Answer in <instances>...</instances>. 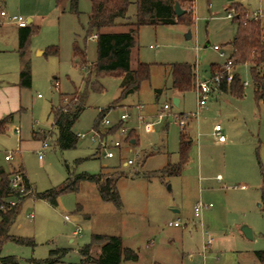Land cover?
I'll return each instance as SVG.
<instances>
[{
  "label": "rangeland",
  "instance_id": "374dc122",
  "mask_svg": "<svg viewBox=\"0 0 264 264\" xmlns=\"http://www.w3.org/2000/svg\"><path fill=\"white\" fill-rule=\"evenodd\" d=\"M236 1L193 0L192 25L180 21L141 26L132 66L136 68L139 61L148 63L150 79L138 91L116 101L121 95V78L100 76L104 89H89L74 125L76 133L87 136L79 138L76 148L60 149L55 142L52 107L63 102V96L86 87V70L75 64V41L86 47L89 64L97 60L96 36H87L91 2L78 0L80 14H76L70 11L71 0L60 4L58 0H2L9 15L33 16L39 29L21 56L18 30L0 15V81L19 83L27 61L32 72V85H20L21 107L14 111L6 132L0 133V166L10 170L23 165L36 192L58 187L69 174L103 170L106 176L117 178L123 202L117 208L104 201L97 183L90 179H84L78 191L62 193L57 206L28 197L11 234L32 238L35 245L10 240L3 245V255H14L19 264H48L42 260L50 256V250L63 247L66 253L55 256L56 264H80V248L94 233H103L121 236L124 246L137 252V259L122 264H262L256 250L264 249V106L256 102L249 66L241 65L238 70L243 81L249 82L243 97L223 93L218 101L210 95L207 104L199 107L198 90L193 88L181 92L179 105L172 99L173 63L197 64L198 73L193 66L196 83L200 77L211 76L212 63L224 64L225 57L213 45H221L229 54L228 42L234 38L237 24L228 17L227 7ZM241 1L249 12L264 9V0ZM135 11L132 4L129 14ZM207 42L209 47H205ZM51 45L59 47L58 55L39 52ZM100 111L103 115L95 130H101L102 137L117 136L112 129L126 112L130 118L124 125L137 142L124 141L113 148L114 157H106V150L92 139ZM186 115L183 126L180 119ZM104 119L113 125H105ZM217 124L223 127L225 142L214 134ZM37 130L48 135L45 143L33 137ZM182 130L189 143V158L179 174H171L167 166L180 161ZM6 154L12 158L5 159ZM129 159L132 163L125 164ZM199 201L213 204L204 208L201 217L195 214ZM177 219L182 226L169 225ZM243 225L252 228L253 238L244 235ZM79 227L81 231L70 242ZM99 252L96 246L93 254Z\"/></svg>",
  "mask_w": 264,
  "mask_h": 264
},
{
  "label": "trees",
  "instance_id": "16d2710c",
  "mask_svg": "<svg viewBox=\"0 0 264 264\" xmlns=\"http://www.w3.org/2000/svg\"><path fill=\"white\" fill-rule=\"evenodd\" d=\"M176 1L90 0L92 10L89 14L87 36L96 34L97 60L89 64L86 47H82L75 41V64L79 68L86 70L84 76L86 87L82 90L77 89L69 97L68 95L63 96L61 98L63 102L58 106L52 107L53 125L57 128L55 142L60 149L77 147L80 137L75 132L74 125L86 105L89 89L94 91H102L104 89L103 85L98 81L100 76L114 75L121 78V95L116 101L122 100L129 94L138 91L141 83L150 79V65L148 63L139 61L136 68L132 66L133 49L137 45L141 26L174 24L180 21L185 22L187 25H192L195 22L192 4L187 0H179L186 12L181 16H177L174 7ZM1 3L2 0H0V15L2 10H4ZM60 3L61 0H58V4ZM132 4L136 5V11L131 16L129 10ZM227 10L229 12L234 11L235 15L232 19L237 24L236 34L228 42V45L232 47L230 59H232L235 67L241 65L249 66L256 102L262 103L264 106V27L262 20L261 18L248 17V10L239 2H234L227 7ZM70 11L80 14L78 0H71ZM131 18H133L132 21L127 22ZM119 20H123V22H119ZM118 26L126 27V30L104 31L105 28ZM38 29V25L33 22L28 23L25 27H18L19 53L21 56L27 53L31 36ZM59 52L60 49L57 45L48 46L45 50V54L49 55H58ZM222 68L223 66L220 64H212L211 75L221 71ZM19 82L21 86L30 87L32 85V72L28 61L20 71ZM172 87L180 92L196 88L192 64L188 62L172 64ZM219 89L235 97H243L244 84L240 72L235 70L233 80L231 82L224 80ZM102 115L100 111L94 129H99ZM12 118L13 113H10L0 119V133L6 131L7 124ZM122 125V121L114 124L113 132L114 130L117 131ZM40 131L42 130L34 131L33 136L46 141L48 135L43 134V132L40 133ZM182 134L179 151L180 161L167 166L171 174H179L189 158V143L184 138L186 137L184 132ZM133 139L135 143L138 140L132 133L129 136V140L132 141ZM20 172L25 177V193H20L12 188V173L7 172L4 167L0 166V264H19L14 255L2 254L3 245L7 241L14 240L18 243L35 245L32 238L11 234V228L15 224L21 213L23 203L28 197L34 196L45 199L51 205L57 206L58 199L62 193L78 191L82 181L90 179L97 183L100 196L104 201L112 202L117 208H121L123 205L117 187V178L113 179L110 176H106L107 173L103 170L98 174L87 172L79 173L75 176L69 174L61 185L43 192L32 190L26 173L22 170ZM262 199L264 202V186L262 187ZM12 200H15L14 204L11 203ZM96 246L100 248V252L94 255L93 249ZM66 250L63 247L51 249L50 256L42 261L48 264H56L59 260L55 256L61 257L66 253ZM80 253L82 255L80 264H122L124 260L138 258V254L134 249L124 246L121 236L103 233H94L92 240L80 248ZM256 255L260 262L264 264V249L256 250Z\"/></svg>",
  "mask_w": 264,
  "mask_h": 264
},
{
  "label": "built area",
  "instance_id": "2783aa9c",
  "mask_svg": "<svg viewBox=\"0 0 264 264\" xmlns=\"http://www.w3.org/2000/svg\"><path fill=\"white\" fill-rule=\"evenodd\" d=\"M1 15L3 17H6L11 23L16 24L18 27H25L28 25V20L25 16L21 14H11L9 15L7 11L2 10ZM234 12H228V17L233 18L234 17ZM248 17L254 18V19H259L264 16V10L262 8H259L253 12H248L247 14ZM246 23V22H245ZM214 49L218 50L220 52V55L225 57V62L223 64V68L221 71H217L213 75H211L209 78L205 79H200L196 83V88L198 90V104L199 107H203L207 104V101L210 97L211 92L214 89H219L221 83L226 80L227 82H231L234 77V72H235V66L233 64L232 59H230V54H227L224 49L222 48L221 45L215 44ZM57 82V86H58ZM244 86L248 85V81H243ZM143 105H138V107L141 109ZM167 106V105H166ZM198 113V112H197ZM189 116L186 115L185 117L180 119V124L185 126L186 125V119ZM130 118V114L124 112L120 116V121L123 122V125L119 127L117 130V136L116 134H109L110 137L108 136H101V133L97 130L94 129V135L92 136V139L95 141L96 139L99 141L100 147H103L106 150V157H114L115 156V151L113 148H118L121 147L124 141H128L131 143L129 140V135H128V128L124 125L125 122L128 121ZM139 118L141 120L144 119V116L142 114L139 115ZM103 123L108 126H112V122L110 119H104ZM18 130V129H17ZM214 134L217 135L219 142H225L226 141V135L222 133V126L221 124H217L214 127ZM80 138H85L87 136L86 133H77ZM109 139V140H108ZM41 157V156H40ZM12 155L7 154L6 159H11ZM127 163H132V160L129 159ZM218 179L221 178V175L217 176ZM11 186L13 189L18 190L20 193H25L26 190V183H25V177L22 172H16L11 176ZM244 187V186H242ZM12 204L15 203V200L11 201ZM212 203L205 204L203 201H199L196 206H195V214L197 216L201 217L202 211L204 210L205 207H210L212 206ZM169 225L171 226H182V222L177 219V220H170ZM81 231V227L77 230V232ZM210 244V243H209Z\"/></svg>",
  "mask_w": 264,
  "mask_h": 264
},
{
  "label": "crops",
  "instance_id": "0c3cea01",
  "mask_svg": "<svg viewBox=\"0 0 264 264\" xmlns=\"http://www.w3.org/2000/svg\"><path fill=\"white\" fill-rule=\"evenodd\" d=\"M191 3H193V0H187ZM236 2H239L241 4H243L246 9L248 10L249 12V8L243 3V1L239 0V1H236ZM193 7H194V3H193ZM264 10V9H263ZM234 12V11H233ZM31 19V22H33L34 24L37 23L35 17L33 16H29L27 18L28 22L30 21ZM262 20V23H263V27H264V20H263V17L261 18ZM13 26L18 30V26L14 23H12ZM0 25H2V23H0ZM113 29V30H111ZM123 30H126V28H121V27H114V28H105L104 31H123ZM237 31V29H236ZM264 32V30H263ZM236 34V33H235ZM96 36V34H95ZM232 40V39H231ZM210 46V43L207 42L205 47H209ZM214 46V45H213ZM232 51V47L230 46V51H229V54L231 53ZM41 54H45V50H40L39 51ZM192 64V63H190ZM212 64H215V63H212ZM211 64V65H212ZM218 64V63H217ZM220 64H223V63H220ZM193 66H195V68H197V64H192ZM235 70H239V66L237 68H235ZM197 73H198V68H197ZM212 74V73H211ZM200 76V75H199ZM201 78V77H200ZM20 81V80H19ZM20 93H21V88H20V82H14V83H10V82H6V81H0V119H2L3 117L7 116L8 114L10 113H14L15 110L18 109V107L20 106L21 107V102H20V99H19V96H20ZM223 93H227V92H223L221 91L220 89H214L212 92H211V96L212 97H215L218 101L222 98L221 95ZM172 99H177V102H178V105L183 101V96L181 95V92L178 91V90H175L174 89V92H173V97ZM20 110H22V108H20ZM8 124H7V128H8ZM7 130V129H6ZM6 132V131H5ZM4 132V133H5ZM215 132V131H214ZM222 133H223V127H222ZM34 137V136H33ZM36 138V137H34ZM43 143H45V141L43 140ZM132 143V141H131ZM7 155V154H6ZM5 159H6V156H5ZM8 160V159H7ZM10 160V159H9ZM128 161H125V164H127ZM24 166L23 165H19V167H13L12 169L10 170H7L5 169L7 172H11V176L16 173V172H19L20 170L24 171ZM25 172V171H24ZM219 175V174H218ZM28 178V176H27ZM29 180V178H28ZM59 201V199H58ZM59 204V202H58ZM81 206L80 209H82V205H79ZM176 212H178L179 210H175ZM65 218L70 220V217H68L67 215H65ZM78 222V219L75 220V223ZM80 228V227H79ZM79 228H76L72 235L69 237V241L70 242H74L75 240V236H77L79 234V232H77V230Z\"/></svg>",
  "mask_w": 264,
  "mask_h": 264
},
{
  "label": "water",
  "instance_id": "95a60500",
  "mask_svg": "<svg viewBox=\"0 0 264 264\" xmlns=\"http://www.w3.org/2000/svg\"><path fill=\"white\" fill-rule=\"evenodd\" d=\"M174 7H175V12H176V15L177 16H181V15H183L186 12V9H184L181 6V3H180L179 0H177L175 2ZM30 22H31V19H30L29 23ZM187 37L188 38H191L192 37L191 32H188ZM173 102H174V104L178 105L177 99H174ZM132 143H135V140L134 139L132 140ZM242 232L244 233V235L247 238H250V239L253 238V230H252V228L249 225H243L242 226Z\"/></svg>",
  "mask_w": 264,
  "mask_h": 264
}]
</instances>
